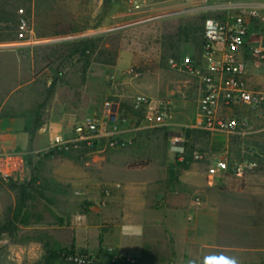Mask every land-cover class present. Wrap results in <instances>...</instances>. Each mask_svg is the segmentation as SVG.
<instances>
[{
  "label": "rangeland",
  "instance_id": "rangeland-1",
  "mask_svg": "<svg viewBox=\"0 0 264 264\" xmlns=\"http://www.w3.org/2000/svg\"><path fill=\"white\" fill-rule=\"evenodd\" d=\"M120 1L111 0L110 6L103 11V0H19L18 5L25 8L34 36L39 39L31 48L32 73L37 77L31 105L42 101L48 92L43 86L44 75L47 69L54 70L55 66L44 59V49L96 33L128 30L119 38L112 35L104 40L103 47L116 54L113 65L92 61L86 73H82V63L73 59L64 69L65 81L73 80L76 75L78 89L84 88L89 75V101L93 100L95 107L93 118L100 122L105 136L90 145L83 144L67 154L48 159L38 156L48 147L28 154L21 172L12 179L18 185H27L31 178L37 179L33 185L35 190L29 192V200L20 215H15L19 193L9 186L10 181L0 178V264H44L47 250H73L78 254L85 251L88 256L99 251V264H221L218 259H229L216 257V262L213 256H188L174 248L172 253L167 243L164 247L162 241L155 240L165 232L162 225L157 228L153 224L138 225L142 253L137 256L121 254L114 241L120 224L118 216H114L116 221H113L106 212L107 199L111 195V185L104 181L106 164L113 159L127 162L130 167L144 164L145 157L135 154L162 151V141L173 136L182 141L176 146L171 144L178 154L179 145L183 146V152L187 148L191 154L204 150L202 133L190 128L196 114L200 84L187 71L172 68L169 60L183 57L200 60L203 30L199 31V27L203 29L205 22L201 17L209 16L203 12L207 8L204 1L138 0L141 8L134 10L126 0L125 12H118L116 6ZM63 22H70L84 31L59 34L65 29ZM147 23L149 26L142 31L132 29ZM178 26H186L188 30L179 44L178 59H175L170 56L169 47L176 40L173 34ZM164 33L166 40L160 38ZM139 34L141 42L134 44V36ZM126 54L131 55L130 64L124 58L119 62ZM75 92L78 94L77 89ZM135 95L168 102L171 128L148 127L143 110L132 105ZM17 98L22 105V97ZM106 101L117 106L122 119L126 115L131 118L118 137L114 134L119 139L116 147H110L107 141L106 135L113 129L104 117ZM142 124L147 128L126 131L131 125L134 129ZM107 189L109 196L105 195ZM163 235L170 237L168 233ZM66 264L71 263L67 261Z\"/></svg>",
  "mask_w": 264,
  "mask_h": 264
},
{
  "label": "crops",
  "instance_id": "crops-1",
  "mask_svg": "<svg viewBox=\"0 0 264 264\" xmlns=\"http://www.w3.org/2000/svg\"><path fill=\"white\" fill-rule=\"evenodd\" d=\"M188 1L206 2L204 6L208 9L203 12L209 15L207 18H223L227 13L223 8L230 3L257 6V16L249 20L250 44L264 42V0ZM116 8L118 12H125L126 0L118 2ZM32 47L16 40L0 42V146L4 151L23 155L16 165L17 174L26 156L49 148L55 134L70 136L76 123L86 118L95 119L94 102L89 101V75L84 88L78 89L76 75L69 82L63 78L65 74L55 81L54 70L47 69L43 86L48 92L42 101L31 105L37 78L32 73ZM123 58L127 64L132 61L130 54L120 57L119 62ZM246 81L252 89L264 91L262 67L248 63ZM18 96L22 97V105ZM228 114L247 119L250 128L231 134L208 133L195 128L196 109L190 128L204 137L202 152L206 153V159L202 162L181 164L183 157L178 155L168 137L167 141H162V151L135 154L145 157L144 164L130 167L118 159L106 164L104 181L111 185L106 212L110 220L116 221L114 218L118 216L119 234L114 241L121 254L142 253L138 225L153 224L156 228L162 225L164 233L170 234L164 237L163 233L155 240L162 241L161 246L167 243L171 252L174 248L188 256L229 257L218 259L221 264H264V112L234 107ZM169 115L170 109L163 122L156 126L158 129L171 128ZM128 116L122 119L117 110L116 123L107 122L113 129L108 135L118 137L131 119ZM145 128L143 124L134 129L131 125L126 131ZM250 153L262 155L259 167L241 178L231 171H219L214 176L208 172L217 159L225 158L231 165Z\"/></svg>",
  "mask_w": 264,
  "mask_h": 264
},
{
  "label": "built area",
  "instance_id": "built-area-1",
  "mask_svg": "<svg viewBox=\"0 0 264 264\" xmlns=\"http://www.w3.org/2000/svg\"><path fill=\"white\" fill-rule=\"evenodd\" d=\"M155 1V0H143ZM134 10H139L138 0H128ZM227 13L222 18H207L203 25L201 58L194 61L189 57L178 60L170 59L169 65L178 70L187 71L196 77L201 86L197 101L196 127L208 133H235L250 128L247 119L228 114L234 107H244L264 112V91L249 87L246 81L248 63L262 67L264 72V42L250 44V18L256 17L258 7L248 4H227L223 8ZM17 14L16 41L23 45H34L39 42L35 38L23 6H19ZM135 108L144 112V122L148 127H156L163 122L169 113L166 101L155 100L144 95L134 98ZM117 106L110 101L105 102V117L107 122L115 124L117 120ZM100 122L86 118L76 123L70 136L55 134L50 147L71 151L83 144L90 145L95 140L104 137ZM110 147L119 145V139L113 134L106 135ZM180 137L170 139L172 145H178ZM179 154L183 155V146H177ZM260 153H250L236 163L229 164L225 158L217 159L210 167L209 174L214 176L219 171H231L241 178L248 171L259 167ZM23 155L4 151L0 146V178L6 182L14 179L17 174L16 165ZM206 153L194 151L192 161H204ZM118 187V185H115ZM110 195V190H105ZM66 260L73 264L85 262V257L79 254L68 255Z\"/></svg>",
  "mask_w": 264,
  "mask_h": 264
},
{
  "label": "trees",
  "instance_id": "trees-1",
  "mask_svg": "<svg viewBox=\"0 0 264 264\" xmlns=\"http://www.w3.org/2000/svg\"><path fill=\"white\" fill-rule=\"evenodd\" d=\"M111 0H103L102 8L105 11L106 8L110 6ZM19 4V0H0V42H10L16 40V32H17V8ZM206 20L207 17L203 15L201 20ZM64 23V30H61L62 35L68 34H78L84 31L83 28H78L72 26L70 22H63ZM149 26L147 24L136 25L132 27V29L141 30L142 28H146ZM128 29H119L110 33H96L92 35H88L85 37H80L73 39L71 41H65L54 45L53 47H47L45 52H43V57L49 63L52 62L55 64L54 71H55V81L58 80L63 74L64 69L67 64L76 59L77 62L82 63V68L80 71L82 73H86L87 67L90 65L92 61L99 62L105 65H113L115 61L116 54H111L109 50L105 49L104 40L108 36H114L115 38H119L124 31ZM143 30V29H142ZM141 30V31H142ZM188 30L186 26H178L174 32V37H176L175 42L170 44V56L172 58L178 59L177 54L179 53V44L183 41V36L187 35L185 31ZM202 27H199V31H202ZM139 35L134 36V44L141 42ZM185 37V36H184ZM161 39H167L164 34L160 35ZM123 39V37H122ZM134 48V47H133ZM131 48V50H133ZM201 48H202V41H201ZM55 81H53L51 85V89L53 88ZM187 136V135H186ZM186 146H189L185 143ZM186 151L182 154H178L179 156L183 157L181 164L186 165L191 162V153L187 148ZM68 151L58 148H48L43 150L41 153L38 154L39 158L41 159H48L57 155H64L67 154ZM37 182L36 178H31L27 185H18L17 183L10 181L9 186L16 190L20 197L18 198V203L16 204L15 208V215H20L23 209L26 207L27 202L29 200V192L31 190H35L33 185ZM173 253V252H172ZM78 254L75 253L73 250L70 251H62V250H47L46 255L44 257V264H66V257L68 255ZM79 255L85 257V262H90L91 264H99L101 253L98 251L94 255L88 256L86 252H80ZM125 261V259H123ZM73 264V263H71Z\"/></svg>",
  "mask_w": 264,
  "mask_h": 264
}]
</instances>
